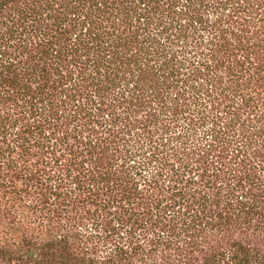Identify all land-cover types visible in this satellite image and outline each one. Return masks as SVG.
<instances>
[{"label": "trees", "instance_id": "obj_1", "mask_svg": "<svg viewBox=\"0 0 264 264\" xmlns=\"http://www.w3.org/2000/svg\"><path fill=\"white\" fill-rule=\"evenodd\" d=\"M0 264H264V0H0Z\"/></svg>", "mask_w": 264, "mask_h": 264}]
</instances>
